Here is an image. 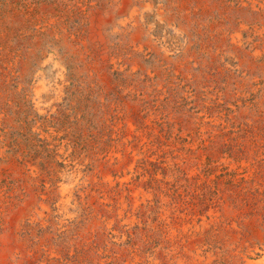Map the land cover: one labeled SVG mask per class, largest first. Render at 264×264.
<instances>
[{"label":"rangeland","instance_id":"1","mask_svg":"<svg viewBox=\"0 0 264 264\" xmlns=\"http://www.w3.org/2000/svg\"><path fill=\"white\" fill-rule=\"evenodd\" d=\"M155 3L174 23L132 44L109 0H0V264H264V0ZM55 29L86 63L59 100Z\"/></svg>","mask_w":264,"mask_h":264},{"label":"bare ground","instance_id":"2","mask_svg":"<svg viewBox=\"0 0 264 264\" xmlns=\"http://www.w3.org/2000/svg\"><path fill=\"white\" fill-rule=\"evenodd\" d=\"M159 5H156L155 0H109V4H108V7H107L108 15L102 21L101 25H99V28H100L99 35L101 36V34H103V35H105L106 38H108L109 36L111 38H113V37H115L117 35H121V34L128 35V37L130 38L131 43L135 44L136 40L141 38V33H142V31L144 32L145 29H149V31L154 30L155 24H157V23L160 24L161 22H166L167 24H170V25L172 23H174V18L166 12L165 7L162 6L163 4L162 5L159 4ZM96 13H98V12H96ZM144 22H146L145 26L143 25ZM51 36L53 37V40L50 41L52 43V48L50 50L49 56L53 59V61L55 63L54 66H55V69H56V72H57L58 78H59L58 81L55 82L56 83V86H55L56 95H57L56 98L59 100L62 97L63 93H64V89L63 88H64V85L66 83V77H67V73H68V68H67L68 65L71 64V63H72L71 65H74V64L79 62L81 64V68H82V66H84V64H86V63H84L85 48H84V46L82 44H80V43H78L76 41H73L71 39H67V37L65 35H63L57 29H55V31L52 32ZM83 44H84V42H83ZM169 46H170V44H169ZM42 53L40 54V58L47 56L46 52L43 51ZM43 61H46V58ZM41 63L42 62H40L38 65H36V61L27 62L23 66L21 71L19 72V78H18L19 87L22 88L26 93L29 94L28 98L31 99L35 103L34 107L38 111V113L45 112L46 106L49 105V103H50L49 99L51 98V94H49V92L47 93V90H46L48 81H45V80H41L39 82L31 81L32 78L34 77V75H37L39 72H42V70L39 69V67L41 66ZM81 68H79V70ZM82 69H85V68H82ZM14 71H15V67L10 68L11 74H13ZM19 90L22 91L21 89H19ZM76 108H78V107H76ZM118 124H119V122H118ZM45 133H47V132H45ZM56 155H58V154H56ZM19 156H21V155H19ZM68 164H69V162H66V165H68ZM67 167L68 166H66V168ZM76 171H77V176L76 177H79L78 176V170H75L74 173L76 174ZM123 177H125V176H123ZM73 190L74 189H73V186L71 184H65V183L61 184V186H60V188L58 190V193H57V196H58V199H59L61 207L66 209V208H68V206L71 203V201L75 200ZM49 207H50L49 203H47V202H42V203H39V204H33V207L30 209L29 212L34 217H43V216H45L47 214L46 212L49 210ZM33 216H31V217H33ZM213 226H215V225H213ZM178 242H179V240H178ZM165 248H166V246H165Z\"/></svg>","mask_w":264,"mask_h":264}]
</instances>
